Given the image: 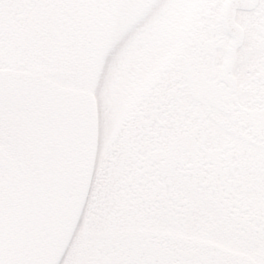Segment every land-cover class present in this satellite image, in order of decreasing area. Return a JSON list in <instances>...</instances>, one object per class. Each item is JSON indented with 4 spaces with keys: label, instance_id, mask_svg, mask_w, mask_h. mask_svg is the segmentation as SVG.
Masks as SVG:
<instances>
[{
    "label": "snow or ice",
    "instance_id": "1",
    "mask_svg": "<svg viewBox=\"0 0 264 264\" xmlns=\"http://www.w3.org/2000/svg\"><path fill=\"white\" fill-rule=\"evenodd\" d=\"M230 9L234 0H0V101L12 75L14 51L40 60L36 82L68 107L72 160L58 227L51 240L21 239L8 246L0 223V264H132L105 259L101 242L139 206L166 194V178L182 174L185 155L200 167L226 152L234 139L264 132V70L240 57L223 70L214 65L232 36L228 18L198 26L164 59L160 29L186 7ZM260 7V0H248ZM216 40H205L207 33ZM223 40L224 43L219 41ZM197 41L199 43L197 44ZM193 47L199 53L186 59ZM241 73L240 80L233 73ZM187 145L168 160L158 149ZM183 223V210H174ZM188 264H195L194 261ZM228 264H238L229 261ZM251 264V262H247Z\"/></svg>",
    "mask_w": 264,
    "mask_h": 264
},
{
    "label": "rangeland",
    "instance_id": "2",
    "mask_svg": "<svg viewBox=\"0 0 264 264\" xmlns=\"http://www.w3.org/2000/svg\"><path fill=\"white\" fill-rule=\"evenodd\" d=\"M220 8L192 6L173 12L160 29V40L166 49L164 59L176 55L183 45V37L190 30L220 20ZM236 21L244 31V42L234 57H230L228 37L226 54L217 52L215 67L223 70L237 58L245 57L250 61L249 67L258 66L264 70V0H260L259 8L238 13ZM204 39L211 41L217 37L209 32ZM219 42L224 43L223 40ZM16 53L13 52L11 63L5 66L7 70H15ZM198 53L199 47H193L186 59L191 61ZM23 61L21 68L32 76H23L19 68L16 69L18 72L9 71L12 80L0 101V223L5 228L9 245H17L21 239L28 242L52 239L73 164L68 107L36 82L37 66L29 65L25 58ZM232 75L234 80L241 79V73ZM247 111L264 114V106L249 107ZM254 151L264 156L263 150ZM235 155L248 156L251 161L247 150L230 151V160ZM250 169L262 172L264 180L263 164H255ZM222 184L215 191L217 195H211L215 204L210 198L203 202L204 209L212 214L211 218L219 219L216 227L207 226L206 232L199 228L178 234L180 230L173 217L159 212L141 218L143 206H139L116 228L114 236L118 232L132 233L140 238V242L152 245L154 251L159 243H163L156 249L157 254L148 255L149 264H188L190 261L195 264H228L229 261L264 264V203L261 205L260 200L244 205L241 200L237 201L234 195L238 189L246 194L251 192L246 190L247 184L242 185L238 179ZM16 194L23 196L20 225L7 216L13 211L8 205ZM202 217L206 218L204 214ZM202 223L206 227L207 223ZM181 224L185 225V222ZM240 236H245L246 240L239 239Z\"/></svg>",
    "mask_w": 264,
    "mask_h": 264
},
{
    "label": "trees",
    "instance_id": "3",
    "mask_svg": "<svg viewBox=\"0 0 264 264\" xmlns=\"http://www.w3.org/2000/svg\"><path fill=\"white\" fill-rule=\"evenodd\" d=\"M15 57L16 59L18 58L15 64V70L19 68L22 72L24 68L22 69L21 67H23L25 61H23V58L26 59L29 65H36V68L41 63L29 51H17ZM186 148L187 145H181L175 142L161 146L158 151L168 157V160L161 161V163L167 164L173 156L184 153ZM232 150H242V152L243 150H247L250 153L251 161L245 155H235L230 160L229 152ZM254 150L264 151V132H261V138L259 140L251 136L245 139H234L228 146L226 152H221L215 145L207 147L205 151L213 154L219 153V155L203 168L200 167L198 161L189 160L185 155V167L182 174H177L173 178H166L161 181V183L167 184L166 194L148 209H145L143 206L141 208V218L160 212L168 218L173 217L172 219L175 221L174 210H183L185 213V225H180L181 222L176 223V227L180 230L178 234L184 233V231L189 229L197 231L199 228H204L206 232L207 226L208 228L216 227V222L219 219L215 221L211 218L212 214L210 215L208 210L204 209L203 202L210 198V201L214 203L211 195H217L215 191L223 185L222 183L227 182L228 184L229 181H235L237 179L242 185L247 184L246 190L249 189L251 191L249 194H246V192L242 193L238 189L235 192L236 195H234L237 201L241 200L244 205H248L262 200V205L264 203V180L261 177L262 172L250 168L255 164L264 165V156L256 154ZM248 165L249 167H247ZM204 183H207L205 187ZM203 214L206 218L202 217ZM202 222L207 223L206 227ZM239 239L246 240L245 236H240ZM148 245V242H140V238L132 233L123 234V232H118V235L113 236L111 240L101 242L99 247L101 249L100 255L104 256L105 259L123 255L127 256L132 264H149L148 255H152L153 253L157 254L156 249L164 244L159 243L155 251L152 245ZM154 257L156 260L157 256L154 255Z\"/></svg>",
    "mask_w": 264,
    "mask_h": 264
},
{
    "label": "water",
    "instance_id": "4",
    "mask_svg": "<svg viewBox=\"0 0 264 264\" xmlns=\"http://www.w3.org/2000/svg\"><path fill=\"white\" fill-rule=\"evenodd\" d=\"M235 7L230 9L221 8V20L228 18L231 24L232 36L230 37L231 49L230 56L234 57L236 50L242 45L244 39L243 29L236 23L235 16L238 10L251 11L255 8L248 6V0H234Z\"/></svg>",
    "mask_w": 264,
    "mask_h": 264
},
{
    "label": "flooded vegetation",
    "instance_id": "5",
    "mask_svg": "<svg viewBox=\"0 0 264 264\" xmlns=\"http://www.w3.org/2000/svg\"><path fill=\"white\" fill-rule=\"evenodd\" d=\"M238 12H241V11H238ZM0 204L2 203L0 202ZM8 207L10 210H13V211L12 213H9L7 216L10 217V219L12 220L14 224L20 225V220L22 219L20 212L23 208V196H21L20 194H16L14 199H11ZM0 214L2 215V213ZM8 246L13 249L16 247V245H9V244ZM14 261H15L14 256L9 253H6L4 264H14Z\"/></svg>",
    "mask_w": 264,
    "mask_h": 264
}]
</instances>
